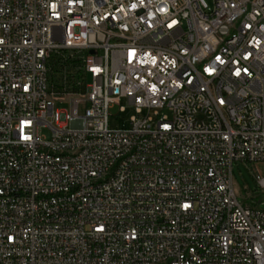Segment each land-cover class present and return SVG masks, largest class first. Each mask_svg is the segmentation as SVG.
<instances>
[{
  "label": "built area",
  "instance_id": "1",
  "mask_svg": "<svg viewBox=\"0 0 264 264\" xmlns=\"http://www.w3.org/2000/svg\"><path fill=\"white\" fill-rule=\"evenodd\" d=\"M235 162H264V0H0V264H264Z\"/></svg>",
  "mask_w": 264,
  "mask_h": 264
},
{
  "label": "rangeland",
  "instance_id": "2",
  "mask_svg": "<svg viewBox=\"0 0 264 264\" xmlns=\"http://www.w3.org/2000/svg\"><path fill=\"white\" fill-rule=\"evenodd\" d=\"M56 79L59 80L58 77ZM56 107L63 111H68L70 108L68 102L57 103ZM120 107L125 108V111L121 112ZM80 113H83V109L80 110ZM135 114L134 109L127 100L123 99L120 106L116 105L110 109L109 129L122 130L128 128L130 126V118ZM255 171L264 177V162L255 165L235 162L232 167L233 187L241 204L258 206L264 210V192H262L256 181Z\"/></svg>",
  "mask_w": 264,
  "mask_h": 264
},
{
  "label": "bare ground",
  "instance_id": "3",
  "mask_svg": "<svg viewBox=\"0 0 264 264\" xmlns=\"http://www.w3.org/2000/svg\"><path fill=\"white\" fill-rule=\"evenodd\" d=\"M30 58L35 64H45L49 61V51L43 46H34L30 50Z\"/></svg>",
  "mask_w": 264,
  "mask_h": 264
}]
</instances>
